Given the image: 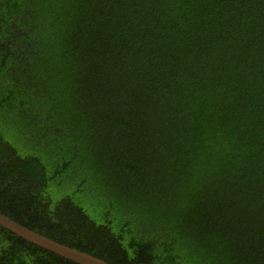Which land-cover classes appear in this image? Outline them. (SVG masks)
Here are the masks:
<instances>
[{
    "label": "trees",
    "instance_id": "trees-1",
    "mask_svg": "<svg viewBox=\"0 0 264 264\" xmlns=\"http://www.w3.org/2000/svg\"><path fill=\"white\" fill-rule=\"evenodd\" d=\"M0 213L109 264H264V0H0ZM0 264H77L0 226Z\"/></svg>",
    "mask_w": 264,
    "mask_h": 264
},
{
    "label": "water",
    "instance_id": "water-1",
    "mask_svg": "<svg viewBox=\"0 0 264 264\" xmlns=\"http://www.w3.org/2000/svg\"><path fill=\"white\" fill-rule=\"evenodd\" d=\"M0 226L25 241L77 264H109L103 260L75 249L58 244L16 223L0 213Z\"/></svg>",
    "mask_w": 264,
    "mask_h": 264
}]
</instances>
